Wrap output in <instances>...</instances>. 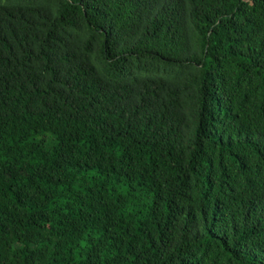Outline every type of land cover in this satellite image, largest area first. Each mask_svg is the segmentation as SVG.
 Masks as SVG:
<instances>
[{
    "label": "trees",
    "instance_id": "trees-1",
    "mask_svg": "<svg viewBox=\"0 0 264 264\" xmlns=\"http://www.w3.org/2000/svg\"><path fill=\"white\" fill-rule=\"evenodd\" d=\"M0 264H264V0H0Z\"/></svg>",
    "mask_w": 264,
    "mask_h": 264
}]
</instances>
